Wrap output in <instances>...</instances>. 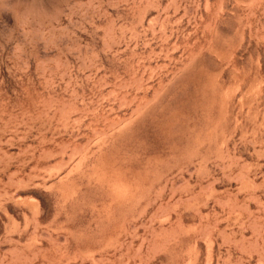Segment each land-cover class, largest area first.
<instances>
[{"label": "rangeland", "instance_id": "374dc122", "mask_svg": "<svg viewBox=\"0 0 264 264\" xmlns=\"http://www.w3.org/2000/svg\"><path fill=\"white\" fill-rule=\"evenodd\" d=\"M0 264H264V0H0Z\"/></svg>", "mask_w": 264, "mask_h": 264}]
</instances>
